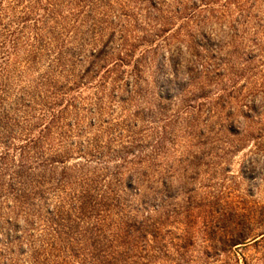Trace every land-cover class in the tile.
<instances>
[{
    "label": "rangeland",
    "instance_id": "rangeland-1",
    "mask_svg": "<svg viewBox=\"0 0 264 264\" xmlns=\"http://www.w3.org/2000/svg\"><path fill=\"white\" fill-rule=\"evenodd\" d=\"M109 252L264 264V0H0V264Z\"/></svg>",
    "mask_w": 264,
    "mask_h": 264
},
{
    "label": "trees",
    "instance_id": "trees-1",
    "mask_svg": "<svg viewBox=\"0 0 264 264\" xmlns=\"http://www.w3.org/2000/svg\"><path fill=\"white\" fill-rule=\"evenodd\" d=\"M93 188V189H96L95 186L92 187V185H90V189ZM106 200L108 199V197H105ZM104 198V199H105ZM78 201H80V204H79V209H86V207L88 206V208H92L91 210H93V208H95L97 204L96 202V198H91L90 196L86 195L85 198H84V203L82 201V198H81V195L77 198ZM89 246H93L94 243L90 240L89 241ZM89 254V258H90V264H97L95 263L97 260H98V264H116L117 262L115 260L112 259L111 257V254L110 252L108 254L104 253L102 255H93L91 253H88ZM35 258V257H33ZM109 258V259H108ZM37 264H41L40 262L37 261Z\"/></svg>",
    "mask_w": 264,
    "mask_h": 264
},
{
    "label": "clouds",
    "instance_id": "clouds-1",
    "mask_svg": "<svg viewBox=\"0 0 264 264\" xmlns=\"http://www.w3.org/2000/svg\"><path fill=\"white\" fill-rule=\"evenodd\" d=\"M211 27L213 30L217 31L220 36L227 38L229 32L228 26L226 24H212Z\"/></svg>",
    "mask_w": 264,
    "mask_h": 264
}]
</instances>
